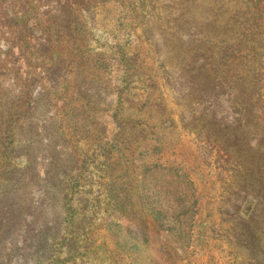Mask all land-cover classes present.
Listing matches in <instances>:
<instances>
[{
  "label": "rangeland",
  "instance_id": "374dc122",
  "mask_svg": "<svg viewBox=\"0 0 264 264\" xmlns=\"http://www.w3.org/2000/svg\"><path fill=\"white\" fill-rule=\"evenodd\" d=\"M63 1L0 0V264H264V0Z\"/></svg>",
  "mask_w": 264,
  "mask_h": 264
},
{
  "label": "trees",
  "instance_id": "16d2710c",
  "mask_svg": "<svg viewBox=\"0 0 264 264\" xmlns=\"http://www.w3.org/2000/svg\"><path fill=\"white\" fill-rule=\"evenodd\" d=\"M56 1L60 5L58 10H56V12H59V15H53V18L54 17H55V19L61 18V21H62V20H64L66 18L65 16H68L70 14L71 9L68 8L70 5L66 1H63V0L62 1L61 0H56ZM61 15H63V16L60 17ZM68 22H69V20H68Z\"/></svg>",
  "mask_w": 264,
  "mask_h": 264
}]
</instances>
